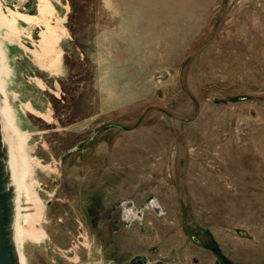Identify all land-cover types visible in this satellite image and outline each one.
Listing matches in <instances>:
<instances>
[{
    "label": "rangeland",
    "instance_id": "374dc122",
    "mask_svg": "<svg viewBox=\"0 0 264 264\" xmlns=\"http://www.w3.org/2000/svg\"><path fill=\"white\" fill-rule=\"evenodd\" d=\"M0 104L27 264H264V0H0Z\"/></svg>",
    "mask_w": 264,
    "mask_h": 264
},
{
    "label": "water",
    "instance_id": "95a60500",
    "mask_svg": "<svg viewBox=\"0 0 264 264\" xmlns=\"http://www.w3.org/2000/svg\"><path fill=\"white\" fill-rule=\"evenodd\" d=\"M7 142L0 124V264H19L13 232L15 219V184L12 180ZM223 264H235L216 246L212 248ZM130 264H168L161 261L149 263L144 255L137 254Z\"/></svg>",
    "mask_w": 264,
    "mask_h": 264
},
{
    "label": "bare ground",
    "instance_id": "6f19581e",
    "mask_svg": "<svg viewBox=\"0 0 264 264\" xmlns=\"http://www.w3.org/2000/svg\"><path fill=\"white\" fill-rule=\"evenodd\" d=\"M0 124H1L3 138L7 142V145H8V153H9L8 162L10 165L11 176L15 184V190H16L13 238H14L16 250L18 253L19 264H27V260L24 254V249H23L24 243L22 242V237L25 235H28V233L30 232V228L33 226V224L32 226L30 225L29 227V220H28L30 216L29 212L26 210L25 206L21 204L20 202V197L24 195L25 193L27 194V189L25 187L24 179H23L24 170L19 164L21 160L20 153H19L20 144L16 143L9 133V129L14 128V125L11 124L10 119L7 117V113L1 104H0ZM162 174H163V169L153 170V176H158ZM129 214L130 215H128L126 219L128 221H131V223L133 222L134 219L141 220L144 218V214H142L143 217L140 218V211H138L137 207L135 206H134V209L129 211ZM19 216H23L25 225L19 224V221H18Z\"/></svg>",
    "mask_w": 264,
    "mask_h": 264
},
{
    "label": "flooded vegetation",
    "instance_id": "af4514ba",
    "mask_svg": "<svg viewBox=\"0 0 264 264\" xmlns=\"http://www.w3.org/2000/svg\"><path fill=\"white\" fill-rule=\"evenodd\" d=\"M218 247L219 248V246L214 242V240L213 239H211V241H210V244L209 245H207V247L210 249V250H212L213 251V247ZM220 249V248H219ZM220 251H221V249H220ZM214 252V251H213ZM222 252V251H221ZM215 253V252H214ZM222 254L223 255H225L223 252H222ZM215 255H216V253H215ZM217 256V255H216ZM228 259H230L233 263H235V264H246V263H241V262H238V261H235V260H233V259H231L230 257H228L227 255H225ZM130 264V263H129ZM214 264H223V262L220 260V258L217 256V260H215V262H214Z\"/></svg>",
    "mask_w": 264,
    "mask_h": 264
}]
</instances>
